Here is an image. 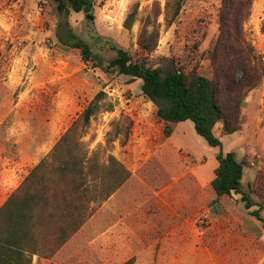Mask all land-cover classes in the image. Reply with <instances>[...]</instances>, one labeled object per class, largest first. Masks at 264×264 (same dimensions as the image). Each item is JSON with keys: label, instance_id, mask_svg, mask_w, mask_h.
Here are the masks:
<instances>
[{"label": "rangeland", "instance_id": "374dc122", "mask_svg": "<svg viewBox=\"0 0 264 264\" xmlns=\"http://www.w3.org/2000/svg\"><path fill=\"white\" fill-rule=\"evenodd\" d=\"M167 0H95L92 16L70 12L74 32L94 50L107 42L134 60L157 66L171 58L207 77V58L219 34L222 0H185L171 25ZM53 0H0V206L47 155L98 92V109L80 139L96 181H108L113 157L129 173L80 228L31 264H264V230L241 194L217 197L210 185L219 147L209 146L190 120L171 124L156 114L141 80L84 61L62 45L63 18ZM136 9L130 29L126 15ZM264 0H250L242 37L264 61ZM157 32L151 51L138 44ZM237 78L240 73H237ZM222 151L244 168L242 191L262 204L264 218V78L241 109L240 129L221 133ZM109 176V175H108ZM108 179V180H107Z\"/></svg>", "mask_w": 264, "mask_h": 264}, {"label": "trees", "instance_id": "16d2710c", "mask_svg": "<svg viewBox=\"0 0 264 264\" xmlns=\"http://www.w3.org/2000/svg\"><path fill=\"white\" fill-rule=\"evenodd\" d=\"M53 1L58 15L63 17L57 26L58 41L78 49L84 61L92 60L105 71L113 69L140 79L142 93L155 104L157 116L166 122L163 129L166 136L172 132L171 124L190 120L195 132L209 146L219 147L210 182L214 194L217 197L241 194L247 209L257 205L250 214L261 221L264 230L262 204L252 202L241 189L248 163L238 160L233 151L223 152L221 140L214 134L217 123H221L222 134L240 129L241 109L264 78V61L242 37V23L249 15L250 0H222L219 34L207 56L212 77L194 69L186 71L174 58L163 66L136 61L127 50L109 42L106 44L109 53L94 50L74 32L66 18L72 11L82 12L89 19L95 0ZM184 1H166V25L172 24ZM135 15L136 9L126 15L123 22L126 29L131 28ZM156 40L157 32H151L141 36L138 44L143 50L151 51L150 43ZM102 95L101 91L95 95L52 150L0 206V264H31L34 254L54 252L91 216L94 210L91 203L106 199L128 177V171L110 157L112 161L106 170L109 182L98 183L91 156L81 151L80 139Z\"/></svg>", "mask_w": 264, "mask_h": 264}, {"label": "crops", "instance_id": "0c3cea01", "mask_svg": "<svg viewBox=\"0 0 264 264\" xmlns=\"http://www.w3.org/2000/svg\"><path fill=\"white\" fill-rule=\"evenodd\" d=\"M174 128H175V126H174ZM174 128L172 129V132H173ZM110 196H111V195H110Z\"/></svg>", "mask_w": 264, "mask_h": 264}]
</instances>
